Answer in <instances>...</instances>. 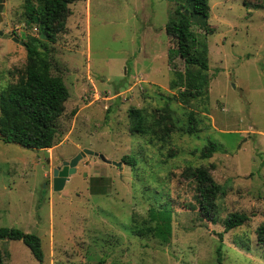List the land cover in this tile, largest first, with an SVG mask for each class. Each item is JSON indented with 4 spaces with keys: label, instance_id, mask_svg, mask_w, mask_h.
<instances>
[{
    "label": "rangeland",
    "instance_id": "obj_1",
    "mask_svg": "<svg viewBox=\"0 0 264 264\" xmlns=\"http://www.w3.org/2000/svg\"><path fill=\"white\" fill-rule=\"evenodd\" d=\"M23 2L2 0L0 32L8 37L0 36V92L26 63L25 48L10 38H34L47 46L50 73L69 98L51 148L0 140V227L37 235L44 255L39 263L22 242L1 239L0 264H264L255 235L264 220V0H209L205 29L192 27L206 39L208 84L187 105L178 98L183 89L171 88L184 63L176 59L172 69L166 61L173 1L74 2L53 44L26 26ZM130 108L150 122L169 109V137L160 140L157 128L130 133ZM189 112L200 129L192 135L178 129ZM209 141L216 151L201 159ZM83 149L121 167L85 155L54 192L53 169ZM200 166L225 192L209 218L186 175ZM150 209L171 212L167 243L138 233ZM232 214L247 220L225 231Z\"/></svg>",
    "mask_w": 264,
    "mask_h": 264
},
{
    "label": "trees",
    "instance_id": "obj_2",
    "mask_svg": "<svg viewBox=\"0 0 264 264\" xmlns=\"http://www.w3.org/2000/svg\"><path fill=\"white\" fill-rule=\"evenodd\" d=\"M83 0H24L23 9L26 26H34L48 43H55L59 34L65 31L64 16L68 6ZM176 4L165 32L170 42L166 51L168 66L175 69V60L181 59L184 71L175 74L171 88H182L178 98L187 105L190 100L202 96L208 84L205 72L208 70L206 39H200L192 27L205 29L209 17V0H171ZM207 32V31H205ZM26 63L23 75L14 83H9L0 92V140L3 143H15L24 148L41 151L54 145L57 133L56 122L64 112V104L69 93L60 76L50 73L49 50L44 43L32 38L25 44ZM197 118L193 112L186 115V125L180 131L192 135L197 128ZM171 124V126H170ZM169 109H164L159 120L147 119L138 109L128 110V130L130 133L151 135L159 129V139L165 140L173 130ZM216 146L209 141L200 151L201 159H209ZM128 166L136 161L125 156ZM186 175L195 184L196 199L204 217H210L215 211V201L224 195L222 186L216 184L204 167H188ZM247 217L232 214L224 221L225 231L241 226ZM140 234H149L161 243H167L171 236V212L169 210L150 209ZM256 239L264 244V220L255 231ZM222 242L221 235H218ZM20 241L27 247L36 261L43 262L40 238L33 233H25L18 228L0 227V240ZM109 264H128L111 262Z\"/></svg>",
    "mask_w": 264,
    "mask_h": 264
},
{
    "label": "water",
    "instance_id": "obj_3",
    "mask_svg": "<svg viewBox=\"0 0 264 264\" xmlns=\"http://www.w3.org/2000/svg\"><path fill=\"white\" fill-rule=\"evenodd\" d=\"M1 9H2V0H0V23L2 22ZM0 36H2L4 38L8 37L7 35L2 34V32H0ZM10 40L15 42V43L20 44L23 47L25 46V43L20 42L15 37L10 38ZM85 155L95 156V157L99 158L100 161H102V162H104L106 164L113 165V166H115L117 168L121 167V163H119V162H114V161L107 160L102 155L96 154V153H94V152H92L90 150H87V149H83L82 151L78 152L69 161H63L61 168L53 169V172H52V190L54 192H58V191H61L63 189L65 183L68 180V177L75 172V167H76L77 163Z\"/></svg>",
    "mask_w": 264,
    "mask_h": 264
}]
</instances>
